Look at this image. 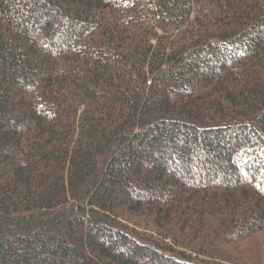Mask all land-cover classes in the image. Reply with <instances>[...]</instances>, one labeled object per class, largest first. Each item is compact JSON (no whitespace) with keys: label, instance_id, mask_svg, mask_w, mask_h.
I'll use <instances>...</instances> for the list:
<instances>
[{"label":"trees","instance_id":"obj_1","mask_svg":"<svg viewBox=\"0 0 264 264\" xmlns=\"http://www.w3.org/2000/svg\"><path fill=\"white\" fill-rule=\"evenodd\" d=\"M0 264H264V0H0Z\"/></svg>","mask_w":264,"mask_h":264}]
</instances>
